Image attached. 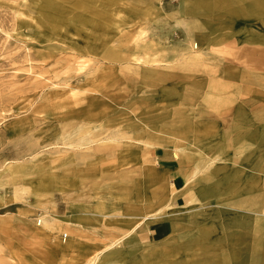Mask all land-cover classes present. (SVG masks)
Returning <instances> with one entry per match:
<instances>
[{
  "label": "rangeland",
  "instance_id": "obj_1",
  "mask_svg": "<svg viewBox=\"0 0 264 264\" xmlns=\"http://www.w3.org/2000/svg\"><path fill=\"white\" fill-rule=\"evenodd\" d=\"M40 2L0 0V264H78L100 248L94 264L109 251L106 264H246V228L226 241L219 226L245 200L211 215L213 240L170 237L154 249L131 239L128 216L93 212L106 195L109 214L150 211L153 146L168 152L163 166L200 140L202 155L180 156L181 167L205 159L232 170L249 155L245 178L264 175V19L232 13L228 0L185 15L180 0H118L96 28L70 19L53 29ZM252 212L264 244V209ZM43 215L53 226L39 234Z\"/></svg>",
  "mask_w": 264,
  "mask_h": 264
},
{
  "label": "crops",
  "instance_id": "obj_2",
  "mask_svg": "<svg viewBox=\"0 0 264 264\" xmlns=\"http://www.w3.org/2000/svg\"><path fill=\"white\" fill-rule=\"evenodd\" d=\"M240 12V10L236 11L237 14H242ZM246 14L248 15L247 12ZM196 142L202 143L200 140L190 141L189 147L174 148L172 157L169 159L173 162H165L163 166H161L160 162L164 161V157L167 156L168 152L165 155L163 151L161 153L159 145L150 149L154 151L153 154L148 153V151L145 153L150 162L144 163L143 167L150 168L153 175L151 180L150 211H142L137 208L138 211L129 213V215H113L108 213L110 205L106 203L107 211L106 213L104 212V215H98L95 211L93 213L98 216H106V218L107 216H128L129 222H132V226L134 225L129 233L132 235L131 239H134L135 235L136 240H139L140 243H150L148 245L152 249L157 247L161 241L163 243L170 237L176 241H186L189 239L188 237H191V241H211L213 240L211 235L214 234V230L216 232L219 230V226L222 227L224 224H229L232 220H236L240 224L237 230L246 228V244L242 246L247 249L246 264H264L262 220H258L261 218H257L255 214H252L255 213L252 212L253 209H264V175H262L260 170L259 175L250 174L245 178L244 174H246L247 170L255 169V165L252 164L253 160L249 155H247L250 158L249 162L245 160V163L244 161L241 162L242 167H236L232 170L219 163L207 164L205 159L204 161L195 159L192 164H186V166L181 167L182 165L177 162L180 156H185L186 161L189 158L186 154L202 155L203 148H201V145H196ZM159 160L160 162H158ZM235 163L238 164L237 161ZM234 173L240 177L234 176L232 178ZM250 184L253 187L251 189L248 188ZM244 195L246 196L245 199L242 198ZM190 200L194 202L193 207L187 210L184 209L183 206ZM242 200L247 202V210H238L240 211L238 213H225L220 208L223 205H227L228 208H224L227 210L232 208L231 202ZM208 202L219 203L211 204ZM222 212L223 214L225 213L226 218L229 217L230 219L221 221L219 226L217 220L214 222L216 224L209 225L213 222V220H209L211 215H221ZM145 214L153 215L154 219L144 223L141 220V216ZM212 227L214 228L210 229ZM64 234V238H66L68 234ZM142 235L147 238L146 241H141ZM219 238L221 237L219 236ZM155 252L157 253V251ZM106 255L109 259L113 258V254L110 251L106 252ZM150 256L155 257V254L151 255L150 253L147 257ZM107 257L106 259H108ZM183 263L186 264L185 261Z\"/></svg>",
  "mask_w": 264,
  "mask_h": 264
},
{
  "label": "bare ground",
  "instance_id": "obj_3",
  "mask_svg": "<svg viewBox=\"0 0 264 264\" xmlns=\"http://www.w3.org/2000/svg\"><path fill=\"white\" fill-rule=\"evenodd\" d=\"M116 1L118 0H41L37 8L41 13L42 18L46 20V23L49 24L53 29H58L62 25L66 24L70 19L74 20L76 24L75 25L76 29H79V26L81 25H85L91 28L93 27L96 28L99 26L100 23L106 22V18L108 17V11H106V7L112 2H116ZM219 1L220 0H193V1L180 0L177 12L179 14L185 15L187 11H189L190 9L196 6L210 8L215 4L217 5ZM228 3L233 4V7L230 9L232 13H235L236 11L240 10L241 11L240 13L242 14L247 12L248 14L251 15L250 12L254 11L255 14H259L262 17V19H264L263 18L264 10H262V7L264 6V0H254L253 2L254 6L249 8H248L249 5L248 0H228ZM32 7H35L34 3L32 4ZM147 145L153 146L152 143H148ZM245 160L249 162L250 158L247 157ZM8 170H9V177L11 178L12 181H15L16 180L15 176L18 173V165H10L8 166ZM234 176H236L237 178L240 177L236 173L233 174L232 178ZM50 179L52 178H50V176L47 174L42 176L40 175L38 182H35L34 185L39 183V185H35L37 188L38 187L39 189L40 187L45 188V185L50 181ZM248 188L251 189L253 187L250 184ZM34 189L35 188L34 187L32 188V186L30 185L24 188V190H26L27 192L33 191ZM95 203L96 205L94 209L96 210V214L104 215V212L107 211V205H109V203H107L106 205V200H104V198H100V200L95 201ZM193 204H194L193 200H190L183 207L184 209L187 210L193 207ZM152 216L153 215L145 214L141 216V220L144 221V223L145 221L148 222L149 220L154 219V217ZM39 223L41 224V226L38 227L39 234H43V232L46 229H49L53 226L51 220L44 215L40 218ZM239 225L240 224L236 220H232L229 224H224L222 226L224 232L221 233V237L227 241L229 238L234 236V232L238 229ZM60 245H64V246H57V249L63 252H68L70 251V249L76 247L74 243H72L71 245L60 243ZM78 247L79 246H77V248ZM104 250H108V248H105ZM104 250L100 248L98 253H95L94 250L83 254L82 257H80L78 264H94L95 261L99 259L98 254H101ZM108 260L109 259H106V256L103 255V257L100 260V264H106ZM144 263H150V262H144Z\"/></svg>",
  "mask_w": 264,
  "mask_h": 264
}]
</instances>
